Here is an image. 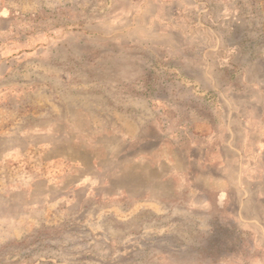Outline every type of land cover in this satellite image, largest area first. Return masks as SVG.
<instances>
[{
  "label": "rangeland",
  "instance_id": "374dc122",
  "mask_svg": "<svg viewBox=\"0 0 264 264\" xmlns=\"http://www.w3.org/2000/svg\"><path fill=\"white\" fill-rule=\"evenodd\" d=\"M0 264H264V0H0Z\"/></svg>",
  "mask_w": 264,
  "mask_h": 264
}]
</instances>
